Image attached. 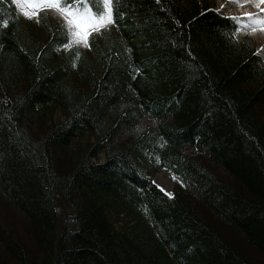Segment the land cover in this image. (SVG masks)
I'll return each mask as SVG.
<instances>
[{"label": "trees", "instance_id": "1", "mask_svg": "<svg viewBox=\"0 0 264 264\" xmlns=\"http://www.w3.org/2000/svg\"><path fill=\"white\" fill-rule=\"evenodd\" d=\"M2 20L0 264H264V60L235 21L116 0L68 50L46 11Z\"/></svg>", "mask_w": 264, "mask_h": 264}, {"label": "snow or ice", "instance_id": "2", "mask_svg": "<svg viewBox=\"0 0 264 264\" xmlns=\"http://www.w3.org/2000/svg\"><path fill=\"white\" fill-rule=\"evenodd\" d=\"M236 4L246 3L247 0H233ZM12 3L22 11L26 19L35 18L40 22V12L44 9H51L57 12L64 20L67 43L61 47L70 50L74 45L90 47L89 37L93 32H100L101 29L115 23L116 0H12ZM257 7L264 5V0H255ZM222 7H224L222 5ZM260 11L264 13V8ZM236 21L235 32L250 28L253 31L257 27L264 30V18L250 12L243 13L242 16L229 17ZM247 20V23L244 21ZM7 20L0 21V27H6ZM234 35V34H233ZM258 49L255 53L259 55ZM80 53L76 52L75 57L79 58ZM75 66V61L73 62ZM157 162L159 158L157 157ZM162 191H164L162 189ZM165 194L172 198V193Z\"/></svg>", "mask_w": 264, "mask_h": 264}, {"label": "rangeland", "instance_id": "3", "mask_svg": "<svg viewBox=\"0 0 264 264\" xmlns=\"http://www.w3.org/2000/svg\"><path fill=\"white\" fill-rule=\"evenodd\" d=\"M8 1L10 3H12V0H8ZM208 1H209L210 5H211V9H213L219 15H223V16H225L227 18H229V17H231L233 15L238 16L236 14L237 12H236V9L235 8L228 7V5H230V3H228L227 0H208ZM222 5L224 7H222ZM42 11H46L48 13V16L52 20H54L56 22L65 23L64 20L61 18V16L57 12H55V11H53L51 9H44ZM18 13H19V15H20V17H21L24 25L26 27H28L29 25H31V26H33L32 29H34L36 19L35 18H33V19H26L23 16L22 11H20L19 9H18ZM245 23H247V20H245ZM112 26H113L112 24L111 25H108L107 27L101 29L100 32H93L91 35H94V34L97 35V34L101 33L102 31H105V30H107L109 28H112ZM252 33L253 32L251 30H249L248 28H246V29H242L240 32L236 33V35H237V38L239 40H243L245 38L250 39L252 41V43L254 44L253 46L255 47V52H257V50L259 49L260 50L259 56L264 60V49L262 48V44L260 42V38H257L254 34L252 35ZM78 47H80L82 50H87L88 49V47H85L82 44L79 45ZM59 120H62V117H61V114L59 112H57L55 114V116H54V122L56 123ZM103 158H104L103 155H101L100 156V160H103ZM154 183L160 189H163L164 192L172 193V194H174L175 191L179 187H181V181H180V179L177 178V177H175V176H173L172 173L169 170H167V169H163V170H159V171H155L154 172Z\"/></svg>", "mask_w": 264, "mask_h": 264}, {"label": "bare ground", "instance_id": "4", "mask_svg": "<svg viewBox=\"0 0 264 264\" xmlns=\"http://www.w3.org/2000/svg\"><path fill=\"white\" fill-rule=\"evenodd\" d=\"M227 2L230 3V5H228V7L236 9V12H237L236 14L238 16H242L243 13L250 12L253 14H257L258 16L264 18V13H262L260 11L261 8H264V5H260L259 7H257L255 4V0H247L246 3H242V4H236L233 2V0H227ZM248 29L253 32L252 35L254 34L257 38H260L262 48L264 49V30H262L259 27H257V29L255 31H253L250 28H248Z\"/></svg>", "mask_w": 264, "mask_h": 264}]
</instances>
